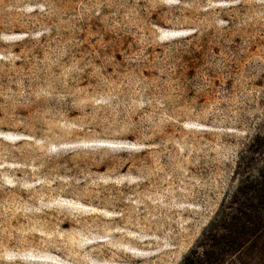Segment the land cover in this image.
I'll return each instance as SVG.
<instances>
[{"label":"rangeland","instance_id":"1","mask_svg":"<svg viewBox=\"0 0 264 264\" xmlns=\"http://www.w3.org/2000/svg\"><path fill=\"white\" fill-rule=\"evenodd\" d=\"M242 169L264 0H0V264H181Z\"/></svg>","mask_w":264,"mask_h":264},{"label":"trees","instance_id":"2","mask_svg":"<svg viewBox=\"0 0 264 264\" xmlns=\"http://www.w3.org/2000/svg\"><path fill=\"white\" fill-rule=\"evenodd\" d=\"M236 173V188L224 198L216 217L181 264H221L224 256L238 252L263 227L264 180L257 181V175L243 169Z\"/></svg>","mask_w":264,"mask_h":264}]
</instances>
